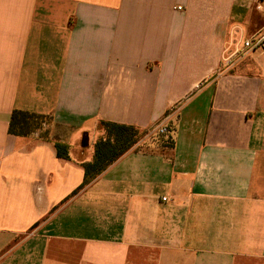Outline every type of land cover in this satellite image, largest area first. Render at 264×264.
<instances>
[{
    "label": "crops",
    "instance_id": "crops-1",
    "mask_svg": "<svg viewBox=\"0 0 264 264\" xmlns=\"http://www.w3.org/2000/svg\"><path fill=\"white\" fill-rule=\"evenodd\" d=\"M241 6L0 0V264H264V54L225 61L264 18ZM101 121L148 134L75 192Z\"/></svg>",
    "mask_w": 264,
    "mask_h": 264
},
{
    "label": "trees",
    "instance_id": "trees-1",
    "mask_svg": "<svg viewBox=\"0 0 264 264\" xmlns=\"http://www.w3.org/2000/svg\"><path fill=\"white\" fill-rule=\"evenodd\" d=\"M51 124L52 118L49 115L14 110L11 115L9 133L17 136L38 133L41 138L50 139ZM100 128L103 131V136L95 143L93 159L82 164L85 177L83 184L75 192L95 181L109 166L133 149L148 134V131L134 125L111 121H101ZM167 141L173 145L172 137L169 136ZM55 147L59 158L70 159L68 145L55 142Z\"/></svg>",
    "mask_w": 264,
    "mask_h": 264
},
{
    "label": "built area",
    "instance_id": "built-area-1",
    "mask_svg": "<svg viewBox=\"0 0 264 264\" xmlns=\"http://www.w3.org/2000/svg\"><path fill=\"white\" fill-rule=\"evenodd\" d=\"M252 2L256 11L264 18V0H252ZM175 9L181 10L182 7L178 6ZM234 32L232 41L225 49V61H227V64H230L234 59L248 52H260L264 54V26L250 35L240 26H237ZM157 131L160 134H167L168 128L160 126Z\"/></svg>",
    "mask_w": 264,
    "mask_h": 264
},
{
    "label": "rangeland",
    "instance_id": "rangeland-1",
    "mask_svg": "<svg viewBox=\"0 0 264 264\" xmlns=\"http://www.w3.org/2000/svg\"><path fill=\"white\" fill-rule=\"evenodd\" d=\"M240 2H241V7L245 10V11H249V13L250 14H254L255 15V13L256 14H258V15H260L259 14V12L258 11H256V9L254 8V4H253V2H252V0H240ZM262 24H264V21H263V23ZM157 134V133H156ZM155 136V135H154ZM150 136H148V138H149ZM156 137H160L159 135H156Z\"/></svg>",
    "mask_w": 264,
    "mask_h": 264
}]
</instances>
